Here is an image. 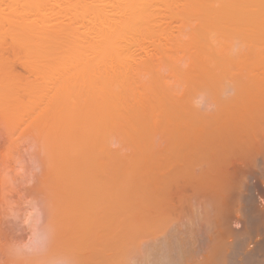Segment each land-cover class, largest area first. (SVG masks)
<instances>
[{"label":"rangeland","instance_id":"rangeland-1","mask_svg":"<svg viewBox=\"0 0 264 264\" xmlns=\"http://www.w3.org/2000/svg\"><path fill=\"white\" fill-rule=\"evenodd\" d=\"M237 1L230 10L244 12ZM246 1L259 10L209 6L234 17L207 23L219 29L196 53L170 52L153 69L95 64L99 85L81 87L89 102L78 88L84 99L56 106L52 84L46 101L0 95V264H264V152L243 137L264 108V2ZM191 17L184 34L204 21ZM105 66L128 81H103Z\"/></svg>","mask_w":264,"mask_h":264},{"label":"bare ground","instance_id":"bare-ground-1","mask_svg":"<svg viewBox=\"0 0 264 264\" xmlns=\"http://www.w3.org/2000/svg\"><path fill=\"white\" fill-rule=\"evenodd\" d=\"M214 1L215 0H209V2L208 0H0V95L4 97L3 100L8 101L9 99H6V97L9 96L11 99L15 100L18 103L19 100L22 99V97H23L22 100L24 101V99H26L24 98V96H28L32 92H33L32 94H34V92L36 94L37 92L39 91L42 92L44 90L45 91L48 90L47 92H49L48 84L50 85L52 84L53 88H50V90L54 89V87L56 88L55 90L57 91L59 90V88L61 89V91L59 90L60 92H58L59 94L56 91H54L58 94L56 95V93H54L55 96L53 94V98L58 96V99L57 98L54 99L53 102L54 104H57L59 100H61V98L63 99V97L66 101L65 104L71 101H76V102L81 101L80 98L84 99V97L86 96L89 97V98L86 97L87 99L85 98L87 101L89 99L92 100V98H90L89 96L91 94L89 91L91 90V88L92 90L96 88L95 85H93L95 86L93 88L92 84L95 83L94 81L98 80V78H96V80H93V78L97 77L96 76L97 73H95L96 71L94 69H97L98 67L94 66L95 64L98 66L100 63L103 62L105 63L106 61L108 62L109 60L113 61V59L115 58L116 59L114 60L115 64L117 65L120 64L118 66L116 65L117 68L119 67L120 69L125 70V67L122 66L123 68H121V65H124L125 63L126 67L129 66L126 63L127 61L131 62V59L133 58L132 61L134 63L137 61V65H139L140 67H143L145 69H153V67L156 68L155 65L158 66V62L167 60L168 57L170 56L169 55L170 52L174 53L175 51L177 52V50L182 51L185 49L186 50L189 49L188 51H192V53H196L200 49L204 48L205 45L202 40L203 33L209 30L219 29L217 26L219 23H221V20L224 21L227 18L232 19L230 17H234V16H231L229 14L228 17L227 16L228 14L225 13V11H227L226 8L229 9V11L227 12L230 13V11L232 10V6L229 7L230 2L234 4L235 2H237L238 4L237 0L234 1L232 0L230 2H228L229 0H226L227 2L226 4L229 3L228 5L223 3V5L225 4L227 6L226 8L225 6H223L225 9L222 7V10H224L223 11L224 15L226 16L225 18L224 15L223 16L221 15L223 12L221 13L220 11L221 9H219L220 6H222V4L218 6L219 8L215 6L216 11L211 8L212 3ZM256 1L259 2L260 0L254 1L257 4ZM243 2L244 0L242 1L241 4L243 8H244L243 5H245L246 7L247 5L249 6L250 4L249 1L248 4H245L247 1L244 4ZM208 3L211 4L209 5ZM209 6L211 7L209 8ZM252 6L249 7H251L253 10V7H255V5L253 7ZM234 7L236 8V6ZM217 8L219 12L217 11ZM246 8L244 11L245 13L247 11ZM263 9L264 7L262 8V10ZM236 10L238 9L236 8ZM252 10L250 11V13L254 12ZM262 10L260 9V12L264 14L263 12L264 10L263 11ZM240 11L241 13H244L242 12L243 9ZM231 12L232 15L234 14L238 15L240 13V12L235 13L233 11ZM241 13L239 15H241ZM250 13L248 14L247 12L248 16H250ZM256 13H258V11H256ZM219 14L221 15V18L224 17V19L220 20ZM190 16H194L193 18L197 16L196 17L197 19L195 18L196 21L197 20L200 21L203 19L204 21L202 22L200 21V23L205 22L204 23L205 27L202 26L200 28L201 24L198 23L199 28L195 27V29L194 28L191 29L192 28L191 27L189 28L190 31L188 32V34H184L183 33V31H185L184 22L186 19L189 21L190 19H188L187 17ZM200 16L201 19L198 18ZM193 18L191 17V20ZM254 19L256 18H253L252 20L254 21ZM227 20H225L224 23H226ZM173 21L182 24V26L179 25L176 27L177 28L176 31L178 35L175 36L173 35L174 31H173V27L171 26V23ZM216 21H217V26L216 27L214 26L216 29H212L213 24H211V28H210L209 24L211 22L212 23L214 22L215 25ZM233 23L235 22L233 21ZM221 24L223 25V22ZM181 36L187 37L188 40L186 43L184 41H183L184 44L181 43L182 42ZM150 48H152L156 54L154 53L151 54L149 50ZM137 51L142 52L144 54V57H139V59H135L136 58L135 56L139 55ZM136 52L138 55H136ZM121 56L126 57V58L122 57L123 59H126L125 60L126 62H122L124 60L121 58ZM118 58H121L122 60H119ZM127 58L128 59L130 58V60H128ZM191 58L197 59L198 62L200 63H204V61L201 60L197 55L191 54ZM41 62H44V64H42ZM107 62L104 65H107L108 64ZM130 62H128V64H130ZM104 65L101 64V66L99 67L102 68V66ZM114 66L115 65H113L112 68ZM106 67H108L109 69L111 68V66L110 67L105 66V68ZM112 68H111V72L117 69L114 68V70L112 71ZM109 69L107 70V73ZM101 70L102 69L98 70V72L100 73ZM122 71L123 70L119 71L118 69V72L116 74L120 73V75L119 74L118 75L121 76ZM202 71L204 72L202 76L205 77L206 71L203 66H202ZM105 72L104 73L103 71L101 72L104 74L103 77L105 76ZM114 72H116V70ZM107 73L106 76H109L110 74L109 77H112L110 72L108 74ZM124 73L127 74L126 72L123 71L122 74ZM94 74L95 77L93 76ZM116 74L114 75L115 79L113 77H112L113 79H110L109 77H105L106 79H104L102 77V74H100L101 76L99 74L98 75L102 77L103 81H106L107 79L108 81L111 80L114 81L116 80V76H117V80L121 79L122 81H124L125 79V77H123L124 75L121 76L119 79V76ZM125 80L128 81V77H126ZM103 81L100 82L101 85ZM86 82L87 84L93 82L91 86L90 84H88L91 87L89 88V91L87 89L89 87L88 85L86 88L83 87V89H81L82 86L86 85L85 84ZM58 83L60 84L59 85L60 87H58ZM97 83L99 82L97 81L95 84ZM78 88L83 90V92L85 93L89 92L90 94L87 95L86 93L85 96V93L83 94L81 90H79ZM43 93L44 92L39 94H41L42 95L41 97H44V99L41 98L39 95L38 96L41 98L42 101L43 100L46 101L45 96L46 95L49 96V94L45 95ZM50 93H52V91H50ZM37 94L32 95V97L33 98L35 97L34 99H36L38 97ZM3 95H7V96H3ZM96 96L97 95L95 94L93 96V99H96ZM39 97L37 99H39ZM51 97L49 98V101L53 99V98L51 99ZM163 97L165 98V95ZM11 99L9 101H13ZM41 100H39V102H42ZM56 100H58V102ZM160 100L162 99H158L159 103L156 101V103H158L157 105L160 106L165 105V104H161L164 101L161 102ZM25 101L24 103H26ZM31 101H33V99ZM34 101L35 103H30V104H33L35 106L30 104L29 105L25 104V105L33 106L31 108H36V107L40 108V103H37L38 102L37 100ZM4 102L2 103V106H4L3 104H5L6 106L9 105ZM63 102L62 104H64ZM76 102L75 103L72 102V103L77 104L78 102L77 103ZM53 103L51 102L50 108L51 109L56 108L55 111L58 110L57 107L54 108L52 107L54 105ZM164 103H166V100ZM58 104L56 106H58ZM65 104L63 106L66 107ZM69 104L70 103H68L67 106L71 105ZM16 105L21 106L23 104L21 103V105L20 104H16ZM46 105L48 106V104ZM59 106H61V104ZM261 106H263V104ZM261 106L259 108H261ZM46 107H45V111L46 109H48V107L47 108ZM23 108L27 109L24 107V105ZM4 109H6L5 106ZM27 110L29 111V108ZM26 111L24 110L23 112L27 113L28 111L27 112ZM41 111H44L43 108ZM257 113L261 115L260 122L258 124L255 123L256 126L254 127H247L248 125H246V127H243L244 128L243 137L249 144H253L254 146H257L256 148H258L259 151L264 152V142L262 140V137H264V108L260 110L258 109ZM262 163L264 164V161ZM263 164H262V169L264 170ZM158 242L159 245L157 243L155 244L160 246V241ZM165 242H162L163 244L161 243V245L164 246ZM166 247L167 246H164V248ZM150 249H156V248L152 247ZM160 251H162V249ZM146 252L147 251H145V253ZM153 252L151 253L153 254ZM145 253L144 255L141 254L143 256L140 257L145 256L144 258H146ZM163 253H165V251H163ZM171 254L169 253L170 256H172ZM155 255L156 254L154 253L153 254L154 258H156ZM166 255L167 252L165 256ZM178 255L179 257H181L180 254ZM160 256H162V252L160 253ZM165 256L163 258H167L168 255L166 257ZM174 257L176 258L175 255ZM140 259L143 260L142 258ZM156 259L159 260L160 258H156ZM167 259H165L166 263L168 261ZM169 260H171L170 257ZM152 261H154V259ZM125 262L127 261L125 260ZM158 262L160 263V261ZM170 262L175 263L172 260ZM167 264H169V262Z\"/></svg>","mask_w":264,"mask_h":264}]
</instances>
